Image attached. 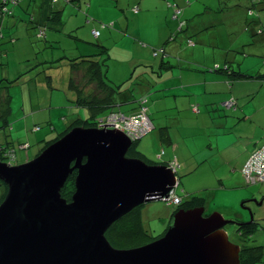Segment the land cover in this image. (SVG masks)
I'll list each match as a JSON object with an SVG mask.
<instances>
[{"label":"rangeland","instance_id":"1","mask_svg":"<svg viewBox=\"0 0 264 264\" xmlns=\"http://www.w3.org/2000/svg\"><path fill=\"white\" fill-rule=\"evenodd\" d=\"M51 1L53 0H18L17 5L13 7L12 15H2L0 12V82L3 85L0 88V99L9 106L5 116L8 124L4 125L0 118V145L12 143L21 162L38 155L46 142L57 137L69 125L90 118L87 106L73 103L68 97L69 91L72 90V71L75 70L68 64L67 59L83 55L97 57L104 63L102 69L106 71V80L115 86L130 89L135 98L147 96L148 105L151 106L152 86L146 88L145 85L142 87L138 84L145 68L136 62L135 66H131V61L146 51H149L150 55L155 50L161 51L160 46L154 45L161 37H166L169 40L167 43L179 47L186 27L180 31L174 27L176 22L179 27L182 18L193 19L200 15L203 18L211 15L233 18L236 22L233 43L229 45L230 41L227 39L228 45L219 43L215 48L218 52L234 54L240 60L244 50L241 41L246 18L262 15L264 19V6L252 5L251 0H86L83 6L89 4L87 14L71 3L67 6L63 3L65 8L60 16L62 20L56 21L51 20L55 12L52 10ZM58 1L55 0L53 3L59 8L62 1ZM78 2L80 0L76 1L75 5ZM135 6L140 8L138 13L132 11ZM250 7L254 13L249 16ZM175 9H181L183 12L174 17ZM41 19L49 24L46 37H37L38 28L35 22ZM123 21L130 23L128 30H125ZM111 22L115 23L103 25ZM94 27L99 29L102 35L92 33ZM170 32L172 38L177 35L175 41L170 40ZM204 35L208 36V33ZM215 42H220V39ZM103 45L106 46L107 53L102 52ZM224 45L228 48L223 49ZM154 58L158 61L161 59L160 56L152 59ZM85 70L81 67L76 76L81 78ZM168 70L169 68H166L162 72ZM91 89L87 85L85 91L90 92ZM121 107L123 110H129L124 103H121ZM149 111L152 119L158 117L155 108L152 107ZM166 112L169 113L168 110ZM24 142H28L30 146L26 150H19L21 143ZM135 149L138 151L135 153L136 157L146 159L152 164H159L166 159L165 154L170 147L165 142H160L154 130L144 135L136 143ZM162 149H166V152L161 153ZM260 187L261 185L247 186L241 181V185L235 191L229 192L234 194L230 198L244 214L245 221L251 220L252 215L258 221L253 234L245 240L239 238L237 224H227L225 230L234 242H246L249 246L264 245V195L258 193ZM249 190L256 192L257 197L249 196ZM3 193L4 188L0 182V202ZM241 195L244 197L240 198ZM248 196L249 198L245 199L247 202L243 204L242 199ZM167 202L165 199L147 201L151 210L148 211L146 221L151 225L144 226L148 229L150 237L159 236L167 227L160 224L159 215L165 213L168 208L175 211V208L179 207L169 206ZM142 206L139 205L136 209L140 211L144 207ZM256 264H264V255Z\"/></svg>","mask_w":264,"mask_h":264},{"label":"water","instance_id":"2","mask_svg":"<svg viewBox=\"0 0 264 264\" xmlns=\"http://www.w3.org/2000/svg\"><path fill=\"white\" fill-rule=\"evenodd\" d=\"M132 145L120 129L76 125L29 160L0 159L8 186L0 264H240V245L225 226L241 222L219 211L205 215L204 206L180 208L165 233L145 245L111 244L106 232L114 222L179 185L168 165L129 156ZM74 171L68 200L61 190Z\"/></svg>","mask_w":264,"mask_h":264},{"label":"crops","instance_id":"3","mask_svg":"<svg viewBox=\"0 0 264 264\" xmlns=\"http://www.w3.org/2000/svg\"><path fill=\"white\" fill-rule=\"evenodd\" d=\"M53 1L51 6L55 12L51 20L55 17L56 21L62 20L60 16L69 2L61 0L62 5L63 3L65 5L58 8L54 6ZM85 1L81 0L77 5L75 3L73 5L87 14L89 4L84 7ZM251 3L264 6V0H251ZM15 5L12 6L13 12ZM139 9L138 7V10H135L133 7L132 11L138 13ZM176 10L174 17H178L183 12L179 9L178 15L175 16ZM253 13L250 7L248 15ZM209 14L211 13H207ZM262 17L258 15L250 19L246 18L241 41L244 50L240 60L234 54L218 52L215 48L219 43L228 45L227 39L230 41L229 45L233 43L234 35H236L235 20L214 15L203 18L200 15L193 19L182 18L185 22L183 26H181L182 20L179 27L177 22L176 25L174 24V27L180 31L186 27L179 47L167 43L169 40L166 37H161V40L154 45L160 46L164 51H159L156 55V50L152 52V55L146 51L131 61V66H135L136 62L145 68L138 84L142 87L145 85L146 88L152 86L150 87L151 106L148 105V109L155 108L158 117L152 119L149 113L154 124L151 132L156 130L160 142H165L170 147L168 152L162 149L166 152V159L162 163L168 164L176 157L180 164L176 171L179 179L177 192L183 195V201L190 198V193L203 196L207 214L219 211L227 218L245 220L244 214L238 210L237 205L230 198L234 194L229 192L235 191L241 185V181L248 186L242 175V167L250 154L264 143V19ZM35 23L37 28L48 24L42 19ZM113 23L102 24L113 25ZM122 23L125 30H128L130 23L126 21ZM48 28L49 26L47 30ZM94 29L97 28L94 27L92 33ZM204 33H208V36ZM46 36L47 31L43 37ZM172 36L170 40H174L177 35L173 38ZM217 39H220V42H215ZM189 40H192V43ZM225 45L223 49L228 48ZM158 56L161 57L160 61L157 58L152 59ZM67 62H69L68 59ZM68 64L75 70L72 71L71 82L73 79L78 83L83 82L85 73H82L81 78L76 76L78 70L71 62ZM87 65L83 64L81 67L86 69ZM166 68L169 70L162 72ZM102 72L106 75V71L102 69ZM160 76L161 79H159ZM71 89L68 97L72 99L71 102L77 103L79 92L72 84ZM122 89L125 88L121 87ZM129 97L124 96L125 101H121L128 106L129 110H123L121 106L118 110L126 113L136 112L141 96L135 99L131 97L130 100ZM231 98L236 100L237 105L233 108L225 107L224 102ZM194 106H197L199 110L194 109ZM37 128L38 126L35 127ZM25 143L28 142L21 143L19 150L28 149L23 147ZM11 144L3 145V147L15 149V146ZM15 151L17 154V149ZM19 162L21 163V160ZM251 190H249V196L257 197V193ZM258 193L264 195V184L261 185ZM249 196L242 199L243 202ZM243 197L244 195H241L240 198ZM167 204L174 205L170 202ZM149 210L151 207L148 204L141 208L144 225H151L146 221ZM173 210L168 208L165 213L159 215L160 224L163 227L168 226ZM235 243L241 248L239 242Z\"/></svg>","mask_w":264,"mask_h":264},{"label":"trees","instance_id":"4","mask_svg":"<svg viewBox=\"0 0 264 264\" xmlns=\"http://www.w3.org/2000/svg\"><path fill=\"white\" fill-rule=\"evenodd\" d=\"M76 1L78 0L69 1V3L73 4ZM13 5L15 4L12 3V0H2V7L0 8L1 14L2 15L12 14ZM5 7H8V10H6ZM47 26H49V24L38 26L37 32L40 29V27H42L45 29V33H46ZM1 35H3L2 32H1ZM102 52L107 53L106 46H103ZM68 61L71 62V64L75 67L76 70H79L83 64H86V65L88 64L85 70L86 76L84 77L86 82H82L81 84V82L78 83L75 79H73L71 84L79 92L77 103L79 105H85L89 108L90 118L87 120H79L76 123L69 125L57 137L46 142L44 144L43 149L47 147L48 145H50L52 142L59 139L61 136H63L72 127L76 125H84L87 127L95 126L96 125L95 119L97 117L102 116L112 111H118V109L121 106V101H125L124 96H127V95L130 96L128 98L129 100L131 99V97L135 99V95L131 92L130 89L121 90V87L115 86L113 85V83L106 80V77H105L106 75H103V72H102V65H104V63L100 59H97V57H93L92 55H83L79 58L68 59ZM87 85L93 86L90 92L85 91V88ZM2 86H3L2 82H0V88H2ZM120 96H122V98ZM0 102H2L0 103V118L3 120L4 122L3 124L7 125L8 121L5 119V116L9 111V106L6 105L5 101L3 102L2 99H0ZM137 142L138 141L133 142L132 147L128 151L129 156L136 157L135 153H138V151L135 149ZM0 148H4L3 145H0ZM0 154L2 156L1 151H0ZM0 158L5 159L3 156ZM19 160L20 159H18V156H16V159L14 162H19ZM147 162L151 163L149 161ZM76 174H77V171H74L69 176L68 180L70 182H68L67 180L66 184L61 190L63 197L67 198L68 200H71L72 194L75 191ZM0 182L2 183V186L4 188V193L1 199V202H2L7 193L8 186L1 179H0ZM178 194L182 197V200H183V195H181L180 193ZM204 199L205 198L203 196L190 193V198L185 201H182V204L179 207L175 208V211H173L172 217L180 208L188 209V208L197 207V206H204V203H205ZM246 202L247 201H245V203ZM205 215H208V214L205 212ZM255 223L256 222L242 223L240 226H238L237 231H238L239 238H241L242 240L250 238V236L254 232V229L256 226ZM167 228L168 226L166 227L164 232L160 234L159 236L150 237L148 233V229L144 226L142 215H141V210L139 211L138 209L134 208L133 210L125 214L122 218H120L115 223H113L107 230L106 236L108 240L111 242V244L117 248H133V247L145 245L161 237L165 233ZM240 244H241L240 264H256L258 261H260L263 258L264 245L249 246L246 244V242H242Z\"/></svg>","mask_w":264,"mask_h":264},{"label":"built area","instance_id":"5","mask_svg":"<svg viewBox=\"0 0 264 264\" xmlns=\"http://www.w3.org/2000/svg\"><path fill=\"white\" fill-rule=\"evenodd\" d=\"M12 3L17 4L18 0H12ZM5 9L8 10V7H5ZM134 9L138 10V7H135ZM179 11V9L176 10L175 16L178 15ZM183 24L184 21L181 22V26ZM93 33L95 35H99L100 31L98 29H94ZM44 35L45 29L40 27L37 32V36L43 37ZM189 42L192 43V40H189ZM161 51L164 50L161 48ZM158 53V51H155V54ZM138 102L139 105L136 112L126 113L122 110L109 112L105 116L96 120V126H109L120 129L124 131L133 140V142L140 140L144 135L154 129V124L149 115L148 98L146 96H141ZM236 105L237 102L234 98L228 99L224 102V106L228 108H233ZM194 109L199 110L197 106H194ZM23 147L27 148L29 147V144L25 143ZM0 151L7 162L13 163L15 161L17 156L15 149L6 147L0 149ZM164 152L165 151L162 150L161 153ZM167 165L174 171H177L180 166L176 157L171 159ZM242 175L248 185L264 183V143L250 154L249 158L242 167ZM165 200L175 205L181 204L183 201L182 197L177 193L176 188L169 191Z\"/></svg>","mask_w":264,"mask_h":264},{"label":"flooded vegetation","instance_id":"6","mask_svg":"<svg viewBox=\"0 0 264 264\" xmlns=\"http://www.w3.org/2000/svg\"><path fill=\"white\" fill-rule=\"evenodd\" d=\"M96 126V125H95ZM1 160H3V161H6L5 159H2V158H0ZM15 163V162H14ZM14 163H12V164H14ZM17 163V162H16ZM262 184H264V183H258V184H253V185H262ZM245 201H247V200H244V202H243V204H245ZM182 204V203H181ZM181 204H178L177 206H179V205H181ZM175 205V204H174ZM253 216V215H252ZM172 219V218H171ZM235 219H237L239 222H241V224L242 223H252V222H258L255 218H253L252 219V217H251V220H249V221H245V220H240V219H238V218H235ZM170 222H171V220H170ZM170 222H169V224H170ZM256 223H255V225H256ZM169 224H168V226H169ZM240 224V225H241ZM240 225H237V227L238 226H240Z\"/></svg>","mask_w":264,"mask_h":264},{"label":"clouds","instance_id":"7","mask_svg":"<svg viewBox=\"0 0 264 264\" xmlns=\"http://www.w3.org/2000/svg\"><path fill=\"white\" fill-rule=\"evenodd\" d=\"M14 164H16V163H14ZM167 165V164H166ZM178 186H176V187H174V188H177Z\"/></svg>","mask_w":264,"mask_h":264}]
</instances>
